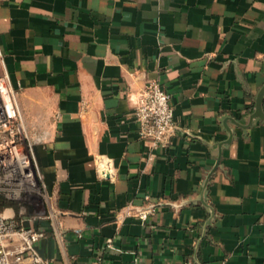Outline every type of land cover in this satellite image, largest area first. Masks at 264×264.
<instances>
[{"label": "crops", "instance_id": "crops-1", "mask_svg": "<svg viewBox=\"0 0 264 264\" xmlns=\"http://www.w3.org/2000/svg\"><path fill=\"white\" fill-rule=\"evenodd\" d=\"M0 59L56 212L31 222L41 256L264 264V0H0ZM149 80L159 146L134 115Z\"/></svg>", "mask_w": 264, "mask_h": 264}, {"label": "built area", "instance_id": "built-area-1", "mask_svg": "<svg viewBox=\"0 0 264 264\" xmlns=\"http://www.w3.org/2000/svg\"><path fill=\"white\" fill-rule=\"evenodd\" d=\"M9 85L12 88L10 82ZM5 90L10 96V91ZM2 94L1 86L0 196L10 204L0 206V264H54L53 259L39 254L37 244L44 238L45 231L31 222L37 217L53 222L56 212L51 207L34 145L22 124L20 111L11 96L6 99ZM134 115L142 140L152 146L166 143L174 129L173 110L170 96L159 82L149 80L145 84L137 97ZM152 211L151 206H145L138 209L135 216L145 221ZM100 261L97 257L93 264Z\"/></svg>", "mask_w": 264, "mask_h": 264}, {"label": "rangeland", "instance_id": "rangeland-1", "mask_svg": "<svg viewBox=\"0 0 264 264\" xmlns=\"http://www.w3.org/2000/svg\"><path fill=\"white\" fill-rule=\"evenodd\" d=\"M1 86H5V88H7L10 91V96L12 97V99L14 100L13 102L15 103V105L18 107V110L23 113V110L21 108V104L19 101V95L17 94V92L10 87L8 79L3 71V67H2V62L0 59V88Z\"/></svg>", "mask_w": 264, "mask_h": 264}, {"label": "water", "instance_id": "water-1", "mask_svg": "<svg viewBox=\"0 0 264 264\" xmlns=\"http://www.w3.org/2000/svg\"><path fill=\"white\" fill-rule=\"evenodd\" d=\"M263 96H264V84L260 88V90H259V92L255 98V106H254V112H253V117H258L259 119L264 121V112H263L262 107H261ZM108 175H109V173L106 174V176H108ZM206 184H207V180L204 183L203 189H205ZM202 194H203V192H202Z\"/></svg>", "mask_w": 264, "mask_h": 264}, {"label": "trees", "instance_id": "trees-1", "mask_svg": "<svg viewBox=\"0 0 264 264\" xmlns=\"http://www.w3.org/2000/svg\"><path fill=\"white\" fill-rule=\"evenodd\" d=\"M10 204L9 202H7L5 199H3L2 196H0V206H5Z\"/></svg>", "mask_w": 264, "mask_h": 264}, {"label": "bare ground", "instance_id": "bare-ground-1", "mask_svg": "<svg viewBox=\"0 0 264 264\" xmlns=\"http://www.w3.org/2000/svg\"><path fill=\"white\" fill-rule=\"evenodd\" d=\"M2 95L3 97H5L6 99H8V97L10 98V96L8 95L7 91L5 90L4 86H2Z\"/></svg>", "mask_w": 264, "mask_h": 264}]
</instances>
